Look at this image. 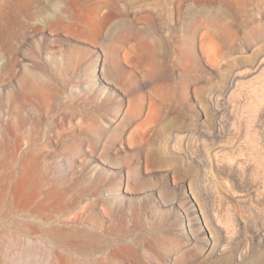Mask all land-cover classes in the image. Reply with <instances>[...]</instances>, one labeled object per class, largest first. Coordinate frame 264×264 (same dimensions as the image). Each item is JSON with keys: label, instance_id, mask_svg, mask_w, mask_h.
I'll list each match as a JSON object with an SVG mask.
<instances>
[{"label": "rangeland", "instance_id": "obj_1", "mask_svg": "<svg viewBox=\"0 0 264 264\" xmlns=\"http://www.w3.org/2000/svg\"><path fill=\"white\" fill-rule=\"evenodd\" d=\"M32 197L44 264H264V0H0V239Z\"/></svg>", "mask_w": 264, "mask_h": 264}, {"label": "bare ground", "instance_id": "obj_2", "mask_svg": "<svg viewBox=\"0 0 264 264\" xmlns=\"http://www.w3.org/2000/svg\"><path fill=\"white\" fill-rule=\"evenodd\" d=\"M38 195H36V198ZM33 200L34 197L30 198L24 204L25 207L23 210L25 214L21 220L17 219L18 223H22L21 226H23L24 234L22 236H20V234L19 236H12L11 238L8 236L6 239H2V237L0 239V264L3 257L8 260L11 259L12 256L13 264H44L43 261L50 258L52 254L55 255L54 253H57L55 248H57V245L61 242L57 240L58 236H53V234L57 233L59 235V230L55 229L52 223L47 221V219L42 220L38 219L39 217L36 218L35 214L39 211V208L37 207L38 204H33ZM47 237H50L51 240ZM68 239L69 238L64 241L62 248L72 246L73 241ZM5 247L6 249H4ZM66 255H69V252H67ZM2 263L4 264V261Z\"/></svg>", "mask_w": 264, "mask_h": 264}]
</instances>
